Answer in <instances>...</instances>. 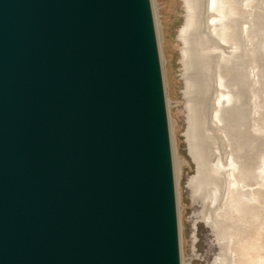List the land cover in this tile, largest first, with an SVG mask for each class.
Returning a JSON list of instances; mask_svg holds the SVG:
<instances>
[{
	"label": "water",
	"instance_id": "water-1",
	"mask_svg": "<svg viewBox=\"0 0 264 264\" xmlns=\"http://www.w3.org/2000/svg\"><path fill=\"white\" fill-rule=\"evenodd\" d=\"M0 264H183L152 0H0Z\"/></svg>",
	"mask_w": 264,
	"mask_h": 264
},
{
	"label": "rangeland",
	"instance_id": "rangeland-1",
	"mask_svg": "<svg viewBox=\"0 0 264 264\" xmlns=\"http://www.w3.org/2000/svg\"><path fill=\"white\" fill-rule=\"evenodd\" d=\"M152 2L173 144L182 261L183 264H239L234 236L236 231L245 228V239H253L261 233L264 240V0H237L241 8V15H238L236 22L241 34L242 60L234 65L227 78V87L223 90H234L232 93L240 97V102L228 113L221 128L215 129L210 140L208 139L209 157H213L210 158L211 164L220 165L222 172V186L216 203L212 198L207 200L194 195L190 186L198 169L189 153L185 137L186 80L182 63L183 43L179 37V31L185 23L184 5L181 0ZM223 50L229 55L234 51V45L226 44ZM220 51L221 49L214 53L210 70H199L206 91V107L216 103L220 97L219 91L214 89L218 86L216 66L220 63V56L217 54ZM232 162L240 167L239 171L236 169L235 176L231 174L234 169ZM232 186L234 190L247 194L257 192L258 198L255 201L245 198L247 207L251 206L252 214L248 212L244 216L245 213L229 208L228 199ZM254 213L259 214V217L252 218Z\"/></svg>",
	"mask_w": 264,
	"mask_h": 264
},
{
	"label": "bare ground",
	"instance_id": "bare-ground-1",
	"mask_svg": "<svg viewBox=\"0 0 264 264\" xmlns=\"http://www.w3.org/2000/svg\"><path fill=\"white\" fill-rule=\"evenodd\" d=\"M188 1L190 3L191 14L184 37L186 40L185 54L187 59L186 69L188 75V105L190 109L189 143L191 154L198 165V175L192 182V188L194 195L201 196L207 200L209 198H212L214 200V203H216L219 197L221 189L220 187L222 186V172L219 167L220 165L213 166L215 163L213 165L211 164L210 158L212 156L209 157L210 151L208 152V139L210 140V135H212V133L214 132V130H212L210 126L211 124H209V121L214 118L216 123L218 124V127L215 126L213 128H221V125L226 121L228 113H230L232 109L237 107L238 103L240 102V97L232 93V91L234 90H232L231 92L229 90L224 91L223 88L227 87V78L228 75H231L230 72L232 71L233 67H235L234 65L236 63H239V60H242L240 56L241 49L234 34L235 21L238 15H241V8L238 6L237 0H216V7L221 14V20L218 24L219 33L226 41L232 42V44L235 46V50L233 52H230V54L228 55L224 50H222V48L219 47L221 44H218L219 46L212 44L207 40V38L200 30V6L202 0ZM219 49H221V51L217 54H219L220 56V63H218V66L215 65L217 68L216 82L218 83V86H215L214 89L218 88L221 96L220 100L217 103H212L211 105L207 104L209 105V107H206L204 100L206 91L203 87V80L201 81L199 70L202 68H207V70H210L211 60L214 58V53H216ZM232 164L234 166V169L231 170L232 172H230L233 176H235L236 169H238L239 171L240 167L234 162H232ZM256 193L257 192L252 191L250 194H247L245 192H242L241 190H234L233 187V190H230L229 193V208L237 209L238 213H245L244 216L248 212L252 214L250 212L251 206L247 207L245 198L249 197L250 200L255 201V199L258 198V194ZM257 215L259 214L254 213L252 215V218H258ZM211 223L213 225V221ZM244 232L245 228L236 231L234 234L236 241V250L239 257V264H264V240L261 237V233H258L253 239H245ZM216 264H218V262Z\"/></svg>",
	"mask_w": 264,
	"mask_h": 264
},
{
	"label": "flooded vegetation",
	"instance_id": "flooded-vegetation-1",
	"mask_svg": "<svg viewBox=\"0 0 264 264\" xmlns=\"http://www.w3.org/2000/svg\"><path fill=\"white\" fill-rule=\"evenodd\" d=\"M181 1H182V4L184 5V9H185V11H184L185 12V23H184V25L181 27V29L179 31V37H180L181 42L183 43V49H182V57L183 58H182V63L184 65V78L186 80V89H185L184 94H185V97H186V106H185V109H186L187 130H186L185 137H186V141H187V144H188L189 153L192 156L191 151H190V143H189L190 109H189V105H188V75H187V69H186L187 68V59H186V54H185V51H186V40H185V37H184L185 36L186 29H187V26H188L190 14H191V8H190V3H189L188 0H181ZM205 9H206V12H205ZM220 20H221V14H220L218 8L216 7V0H214V2H213V0H202L201 6H200V30L204 34V36L207 38V40L209 42H211L212 44H214L216 46H219L218 44H221L219 47L222 48V50H223L224 45L230 44L232 42L226 41L220 35L219 30H218V24L220 23ZM234 34H235L236 39H237V41L239 43L240 49H242V46L240 45L239 24L236 21H235V26H234ZM234 50H235V46H234ZM215 90H216V92L219 91L218 88H216ZM219 94L221 96L220 91H219ZM219 100H220V97L218 98V100L216 101V103ZM209 124H211L210 126H211L212 130H215V128H213V127H215V126L218 127V124L216 123V121H215L214 118L211 119V121H209ZM192 158L195 161V159H194L193 156H192ZM197 169H198V165H197ZM197 175H198V171H197ZM197 175L194 176L191 179V181H190L191 188H192V182L197 177ZM192 190H193V188H192ZM257 216L259 217V215H257ZM244 233H246V232H244Z\"/></svg>",
	"mask_w": 264,
	"mask_h": 264
}]
</instances>
